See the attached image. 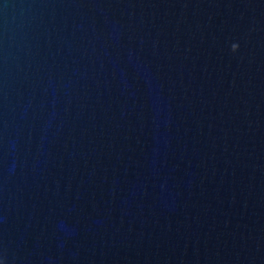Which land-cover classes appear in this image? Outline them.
Wrapping results in <instances>:
<instances>
[{
    "label": "water",
    "instance_id": "obj_1",
    "mask_svg": "<svg viewBox=\"0 0 264 264\" xmlns=\"http://www.w3.org/2000/svg\"><path fill=\"white\" fill-rule=\"evenodd\" d=\"M0 264H264V0H0Z\"/></svg>",
    "mask_w": 264,
    "mask_h": 264
}]
</instances>
